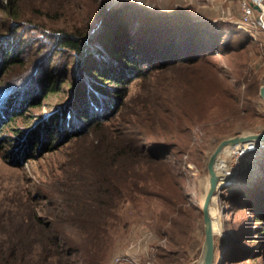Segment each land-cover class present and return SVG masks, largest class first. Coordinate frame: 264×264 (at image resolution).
Instances as JSON below:
<instances>
[{
	"label": "rangeland",
	"instance_id": "1",
	"mask_svg": "<svg viewBox=\"0 0 264 264\" xmlns=\"http://www.w3.org/2000/svg\"><path fill=\"white\" fill-rule=\"evenodd\" d=\"M1 1L6 8L5 11L0 10V50L12 51L17 59L5 66L0 58V189L22 191L35 201L44 203L75 198L72 188L75 186V169L69 167V162L73 157L77 158L76 148L82 146V141L74 139V135H70L62 125L51 133L41 129L47 118L67 112L78 103L80 93L72 92L71 83L93 81L87 76L86 61L81 64L80 57L60 48L54 42L57 38L63 33L73 35L78 28L90 31L98 20L95 14L102 4H134L144 8L146 1L156 6L148 8L151 12L164 11L157 6L167 10L182 8L192 18L201 16L199 19L211 20L225 30L220 38L213 32L202 33L200 41L204 44L203 48H212L215 38L220 45L216 53H208L204 58L208 65L193 70L191 84L195 87L192 91L185 84L189 79L188 73L163 69L159 67L162 63L155 65L157 61H154L148 68L141 67L143 77L134 79L128 85V96L122 102L120 113L115 115L118 124H134V138L141 146L138 152L145 154L150 148L149 139L162 142V139L152 135L151 130L159 126L160 110L166 107L163 100H173L182 110L186 109L192 119L181 120L185 128H190L192 141L187 145L186 155L174 149V159L166 157L173 177H153L152 168L141 164L127 165L122 161L118 176L122 170L119 168H128L134 176L143 174L145 178L153 177L156 179L154 190L175 201L171 207L161 198L139 196L133 202L125 203L119 211L122 221L112 235L108 264H112V258L125 242L137 238L136 228L140 224H147L157 235L153 246L147 243L148 255L141 264H194L201 253L196 249L197 240H193L194 226L201 228L197 237L202 243L204 238L202 215H196L195 211H200V203L206 194L209 156L224 139L264 131L263 101L259 96V89L264 85V37L258 34L257 40H250L237 28L239 0ZM99 27L97 31L101 30ZM145 30L142 27L139 30L142 37L137 34L135 40L144 43ZM98 35H90L92 49L86 52L87 57L94 58L98 51L106 55L107 52L95 41ZM225 46L229 47L228 55L223 54ZM45 72L57 76L59 88L53 95H46L45 101L37 106L27 105L28 94L39 89L38 80L46 76ZM245 76L257 78L256 96H247L239 87ZM247 83L249 80L244 84ZM90 89L89 94H92L95 88ZM42 96L39 95V99ZM115 102L120 104L119 100ZM10 105H13V114L8 120L5 113ZM172 109L178 120L175 107ZM162 122L170 129L174 126L173 122L163 119ZM192 122L193 125L190 124ZM160 137H163L161 132ZM163 142L168 145L169 141ZM260 144L262 146L240 158L238 181L225 189L229 198L238 205H229L226 213L222 211L224 216L221 212L217 213V206L211 207L212 221L215 225L218 223L214 233L217 264H264V237L259 236L262 223L259 224L254 215L264 212V140ZM221 157H224L223 154L218 159ZM171 178H175L179 188L172 185ZM152 187L150 184L144 189L151 191ZM224 201L225 198L221 203ZM172 210L170 217L175 223L167 218V213ZM133 227L135 229L131 230ZM163 250L174 254L163 258Z\"/></svg>",
	"mask_w": 264,
	"mask_h": 264
},
{
	"label": "trees",
	"instance_id": "2",
	"mask_svg": "<svg viewBox=\"0 0 264 264\" xmlns=\"http://www.w3.org/2000/svg\"><path fill=\"white\" fill-rule=\"evenodd\" d=\"M106 5L100 6L96 17L102 15ZM0 6V10L5 11L6 5L2 1ZM117 8L99 25L100 31H97L98 26H92L90 31L78 28L73 35L63 33L54 41L60 48L80 57L81 64L83 60L86 61L87 76L93 80L87 84L71 83L72 92L80 93L78 103L67 112L47 118L41 129L51 133L62 125L70 135H74V139L80 138L82 141V146L76 148L77 158L73 157L69 162V167L75 169V186H72L75 198H63L59 203L53 200L44 203L35 201L22 191L0 189V264H108L112 235L114 228L122 221L119 211L125 203H131L139 196H149L161 198L168 206H174L173 198L162 196L154 190L156 179L153 177L172 176L165 159H174V149L186 155L187 145L192 138L190 128H185L181 120L190 115L186 109L183 111L174 104L175 101L164 99L166 107L160 110L159 126L151 130L152 135L162 139V142L149 139L150 148L145 154L138 152L141 146L134 138V124H118L115 115L120 113L122 102L128 96V85L134 79L143 77L141 67L148 68L154 61H157L155 65L162 63L161 68L180 74L188 73L189 79L185 84L192 91L195 87L191 84L193 70L208 65L204 58L208 53H216L220 45L215 38L212 48H203L204 44L200 41L202 33L213 32L220 38L226 32L211 20L192 18L181 8L155 12L134 4L117 5ZM142 27L146 29L144 43L135 40L137 34L142 37L139 31ZM95 33H99L95 41L107 53L104 52V55L98 51L94 58L87 57L86 52L92 42L90 35ZM244 35L252 40L247 33L244 32ZM222 49L224 55L229 54V47ZM1 57V63H5V66L17 59V55L8 49L0 50ZM45 75L38 80L39 89L28 94L27 105L35 107L45 101L46 95L56 93L59 88L57 76L47 72ZM241 80V90L247 96H256L257 78L245 76ZM247 80L249 83L244 84ZM90 87L95 88L92 94H89ZM41 94L44 96L39 99ZM117 100L120 104L115 102ZM12 107L8 106L5 113L8 120L13 114ZM172 107H175L180 119L175 118ZM162 119L173 122V128L165 126ZM160 132L163 137H160ZM165 140L169 141L168 145H164ZM122 161L127 165L141 164L152 168L153 177L145 178L143 174L134 176L128 168H119L122 170L118 176ZM171 180L172 185L179 188L175 178ZM150 184L153 190H145ZM225 199L227 209L229 205H238L229 195ZM173 211L167 213L168 217L164 215L171 223H175L170 217ZM195 213L202 215L201 210ZM254 215L258 223H262L259 236L264 237V212ZM162 252L163 258L174 254Z\"/></svg>",
	"mask_w": 264,
	"mask_h": 264
},
{
	"label": "built area",
	"instance_id": "3",
	"mask_svg": "<svg viewBox=\"0 0 264 264\" xmlns=\"http://www.w3.org/2000/svg\"><path fill=\"white\" fill-rule=\"evenodd\" d=\"M239 10L240 17L237 22V28L239 30L247 33L249 37L253 40H257V35L261 34L264 37V0H239ZM264 47V42H263ZM246 142L238 144L234 147L224 148L223 154L224 157L218 159L216 165L221 164L218 168L215 167L216 174L218 176V186L224 184L225 187L222 190H216V193L213 197L214 206L218 208L217 213L224 211L226 213L227 204L224 201L221 203L224 198L229 194L225 192L226 187L235 184L238 173V163L240 158L247 152H250L256 147L262 146L261 142L257 141ZM226 149V150H225ZM231 164V165H230ZM230 167V168H229ZM217 168V169H216ZM222 199V201H220ZM224 205V206H223ZM201 209V208H200ZM224 212L221 214L223 215ZM217 215V214H216ZM125 258L115 255L112 258V264H121ZM216 263V258H215Z\"/></svg>",
	"mask_w": 264,
	"mask_h": 264
},
{
	"label": "water",
	"instance_id": "4",
	"mask_svg": "<svg viewBox=\"0 0 264 264\" xmlns=\"http://www.w3.org/2000/svg\"><path fill=\"white\" fill-rule=\"evenodd\" d=\"M145 7L154 8L155 5H152L151 2L146 1ZM112 4V3H111ZM156 7V6H155ZM161 10H166L167 8H163V6H157ZM157 8V9H158ZM117 5H106L105 11L99 16L98 20L93 25L94 27L99 26L103 20L108 18L114 11H116ZM182 9V8H181ZM185 10V9H183ZM186 11V10H185ZM196 18H201V16H195ZM194 17V18H195ZM74 91V90H73ZM259 96L263 101V109H264V85L259 89ZM264 140V131L259 134H249V135H239L231 138H227L222 140L211 153L208 158L206 164L207 171V190L204 196L202 205V222H203V243L201 247V253L194 264H214L215 263V245H214V232L212 228V217L210 215V203L212 197L215 195L216 190L224 189L225 185L218 186V178L215 172V166L217 162V157L223 152L226 147H234L241 143L252 142V141H263ZM222 201V199H220ZM223 213V212H222Z\"/></svg>",
	"mask_w": 264,
	"mask_h": 264
},
{
	"label": "crops",
	"instance_id": "5",
	"mask_svg": "<svg viewBox=\"0 0 264 264\" xmlns=\"http://www.w3.org/2000/svg\"><path fill=\"white\" fill-rule=\"evenodd\" d=\"M198 204V203H197ZM200 227V224H198ZM135 229L133 227L131 230ZM136 235L137 237L135 240L131 239L129 242H125L123 246L120 247L118 252L115 254L117 256H121L124 259V261L121 264H141L144 257L148 255L147 249L148 246L147 243H150V246H153L155 244V240H157V235L154 233V231L147 225L140 224L136 228ZM201 231V228H198L197 226L193 227V240L194 242L197 240V248L199 251L202 247V242L200 237H197ZM133 232V231H132ZM146 240L144 245H142V241ZM141 249L139 250V248Z\"/></svg>",
	"mask_w": 264,
	"mask_h": 264
},
{
	"label": "bare ground",
	"instance_id": "6",
	"mask_svg": "<svg viewBox=\"0 0 264 264\" xmlns=\"http://www.w3.org/2000/svg\"><path fill=\"white\" fill-rule=\"evenodd\" d=\"M221 164H219V166H220ZM218 166V167H219ZM217 167V168H218ZM216 168V169H217ZM216 172V171H215ZM217 178H218V176H217ZM214 197V196H213ZM213 197H212V199H211V203H210V208H209V210H211V207H213L214 206V202H213ZM200 205H201V203H200ZM224 206V205H223ZM200 210H202L203 208H202V206H200ZM215 212V211H214ZM214 214V213H213ZM217 227H218V223H216V225H215V223H213L212 222V228H213V232L215 233V231L217 230ZM214 264H217V262L216 263H214Z\"/></svg>",
	"mask_w": 264,
	"mask_h": 264
}]
</instances>
